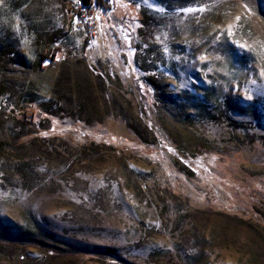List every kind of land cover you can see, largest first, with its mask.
I'll return each instance as SVG.
<instances>
[{"label":"rangeland","instance_id":"374dc122","mask_svg":"<svg viewBox=\"0 0 264 264\" xmlns=\"http://www.w3.org/2000/svg\"><path fill=\"white\" fill-rule=\"evenodd\" d=\"M74 3L0 0V264H264V0Z\"/></svg>","mask_w":264,"mask_h":264},{"label":"built area","instance_id":"2783aa9c","mask_svg":"<svg viewBox=\"0 0 264 264\" xmlns=\"http://www.w3.org/2000/svg\"><path fill=\"white\" fill-rule=\"evenodd\" d=\"M90 2V1H89ZM92 4L95 5V9L97 12H103L104 9L100 6H96V4L94 2H90V4H86L84 0H75V3H74V7H75V10H76V15L79 19H81L82 21L84 22H87L88 18L86 16V12H87V9L92 7ZM30 105V104H29Z\"/></svg>","mask_w":264,"mask_h":264},{"label":"trees","instance_id":"16d2710c","mask_svg":"<svg viewBox=\"0 0 264 264\" xmlns=\"http://www.w3.org/2000/svg\"><path fill=\"white\" fill-rule=\"evenodd\" d=\"M86 4H90V0H84ZM94 3L97 6L102 7L104 10H107L109 8V6L107 5V0H94ZM73 13H76V10L73 11ZM54 59L53 55H49L47 52H42L40 53V61L43 60H50L52 61ZM13 120L15 121H21V119L19 117H17L16 115H12Z\"/></svg>","mask_w":264,"mask_h":264}]
</instances>
